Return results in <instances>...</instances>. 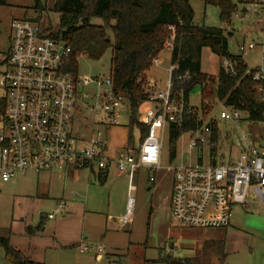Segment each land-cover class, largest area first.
Masks as SVG:
<instances>
[{
    "label": "built area",
    "instance_id": "1",
    "mask_svg": "<svg viewBox=\"0 0 264 264\" xmlns=\"http://www.w3.org/2000/svg\"><path fill=\"white\" fill-rule=\"evenodd\" d=\"M234 16L242 21L248 19L249 27L261 33L264 59V0L245 2ZM54 31L33 16L12 20L10 49L1 78L5 110L0 117V177L8 181L31 171L58 170L67 174L73 168L99 172L114 164L118 174L132 181L140 167L156 171L162 164L169 124L181 123L185 112L197 109L186 108L168 81L164 88L149 95V104L139 112V121L147 127L146 136L133 147L111 152L104 129L84 131L76 120L81 113L86 118L93 114L98 125L120 126L130 111L126 96L115 88L110 73L79 77L70 67L71 47L55 38ZM173 37L166 40L167 49H172ZM256 47L254 40L239 43L243 55ZM154 61L165 60L157 56ZM223 63L230 65L227 59ZM253 78L260 82L264 95L263 65L255 68ZM154 82L151 80L152 85ZM242 114L226 106L220 111L221 118L238 122L245 119ZM215 121L221 137L220 122ZM213 133L212 121L190 130L188 146L197 150L196 160L179 157L171 164V215L189 227L228 226L231 205L245 203L250 189L264 202V134L256 138L247 129L238 140V157L218 161L220 137L215 138ZM65 206L60 202L48 216L54 217ZM134 206L135 198L129 194L122 223L131 220ZM77 247L80 252L104 251L99 243L81 241Z\"/></svg>",
    "mask_w": 264,
    "mask_h": 264
},
{
    "label": "rangeland",
    "instance_id": "2",
    "mask_svg": "<svg viewBox=\"0 0 264 264\" xmlns=\"http://www.w3.org/2000/svg\"><path fill=\"white\" fill-rule=\"evenodd\" d=\"M44 1L47 9L41 14L40 20L47 27L57 30L59 17L52 10L56 0ZM190 3L195 10L194 23L222 27L226 32L233 33L228 35L229 48L233 53L241 52L239 43L256 41L257 47L248 50L243 56L249 66L248 70L261 65L264 67L261 46L263 38L260 32L249 27L248 19L242 21L233 16L230 22L224 23L220 19V8L217 5L206 3L204 0H190ZM33 4L34 0H9L8 5H0V93L3 92L1 78L6 69L12 20L15 17L36 15ZM241 5L242 3H239V6ZM94 22L101 24L102 19L95 18ZM111 36L113 37L112 34ZM110 54L111 51H108L99 60L81 55L78 58L79 77L84 79L92 75H108L111 69ZM158 56L165 62L156 63L153 60L152 67L147 71V89L150 94L161 90L170 81L171 49L164 47ZM219 63L220 57L209 47H205L202 70L216 75ZM150 78H154L155 84H151ZM148 104V101L144 100L139 106V112ZM190 104L201 110L203 103L199 86L191 93ZM223 108L224 104L216 100L213 110H205L210 113L203 120L207 123L214 118L220 122L218 161H228L239 155L241 144L238 140L247 129L254 133L264 131V125L258 122L252 123L246 119L238 122L221 118L220 111ZM128 123L129 115L123 117L122 125L111 128L95 123L93 114H87L86 118L81 113L76 120V124L84 131H92L93 128L96 131L99 128L107 132L111 129V134L114 135L110 140L113 148L117 150L125 145L122 144V139L126 138L127 147H133L141 141L140 130H136L135 126V141L133 144L128 141L131 131L127 128ZM189 137V132L181 136L178 153L179 157H189L190 161H195L197 150L188 146ZM168 150L169 142L166 137L162 164L155 172L154 181L161 189L150 188L148 173L151 171L148 168H138L131 181L128 176L117 174L114 164L104 184L99 183L93 172L87 169H80L78 178L58 170L48 177L44 173L38 176L36 171L17 175L8 181L0 177V235L10 234L12 243L24 251L31 248V257L38 264H93V261L94 264H144L145 258L155 259L159 257L160 252L185 258L201 254L210 246L215 249H210L213 264H264V202L252 189L249 190L245 203L231 205V222L226 227H189L174 219L170 230L169 223L164 222L163 211H159L158 216L151 217V211L157 208L158 204H167L166 195L172 192L170 181L173 180V175ZM131 184L134 186L131 194L135 198L133 216L128 223H120L116 216L126 212L125 203ZM158 190H162L160 194L157 193ZM72 191L75 192L74 195H70ZM60 201L65 203V208L54 217H48ZM41 217L44 218L43 227L31 233L28 228L37 226ZM103 234L104 236L100 237ZM85 235L89 238L82 239ZM101 239L106 243L103 252H80L75 245L76 241L80 240L104 243ZM222 241L228 251L223 262L219 260V252L223 247L217 250ZM0 264H9L2 246Z\"/></svg>",
    "mask_w": 264,
    "mask_h": 264
},
{
    "label": "trees",
    "instance_id": "3",
    "mask_svg": "<svg viewBox=\"0 0 264 264\" xmlns=\"http://www.w3.org/2000/svg\"><path fill=\"white\" fill-rule=\"evenodd\" d=\"M204 1L217 5L221 21L228 23L241 7L239 3L244 4L250 0ZM8 3L9 0H0V5ZM32 8L36 12L33 18L39 21L47 9L46 2L34 0ZM52 10L59 17V28L53 36L71 47L70 67L74 72L78 73V58L81 55L99 60L111 51L110 74L114 86L124 92L130 107L128 126L131 131L128 141L131 144L135 141L134 126L140 130L141 139L146 136L147 127L139 121L138 115L139 106L150 95L147 71L171 36H174L170 60L172 92L184 102L186 108L192 107L197 112H185L181 123L169 124L167 138L170 164L179 158L178 144L181 136L204 123L203 120L210 113L205 110H213L216 100L226 107L242 111L245 119L250 122H264V95L260 91V82L253 78L255 68L248 72L249 66L243 54L230 51L228 35L232 32H226L222 27L194 23L195 10L190 0H56ZM95 18H101L102 23H95ZM171 25L174 29L169 28ZM205 47L220 57L216 75L202 70ZM223 59H227L230 65L226 66ZM196 86L201 90V110L190 104V96ZM4 110L5 99H1L0 112L4 113ZM212 119L213 136L219 138L217 122ZM155 172L148 173L150 186L154 184ZM95 175L100 183H105L108 170L99 171ZM43 225L44 218L41 217L37 226H30L28 230L34 233ZM0 246L5 250L9 264H38L31 257L32 249L24 251L16 247L10 234L0 235ZM221 247L223 250L219 252V260L223 262L228 251L223 241L217 250ZM213 248L210 246L201 254L185 258L160 252L155 259L145 258L144 264H213L210 253V249L215 250Z\"/></svg>",
    "mask_w": 264,
    "mask_h": 264
},
{
    "label": "crops",
    "instance_id": "4",
    "mask_svg": "<svg viewBox=\"0 0 264 264\" xmlns=\"http://www.w3.org/2000/svg\"><path fill=\"white\" fill-rule=\"evenodd\" d=\"M249 24V23H248ZM250 25V24H249ZM164 60V59H163ZM165 61H163L162 63H164ZM151 80H154V78H150ZM170 79V78H169ZM168 79V80H169ZM3 94H4V90H3V92H1L0 93V100L2 99V96H3ZM0 117H1V112H0ZM253 123V122H252ZM255 123H257V122H255ZM0 126H1V122H0ZM127 128H129L128 126H127ZM111 129H109L107 132H106V134H107V138H108V140H109V147H110V151L111 152H115L116 150H117V148H113V144L111 143V138H112V136L114 135H112L111 134ZM252 134L257 138V137H259V135H262V134H264V131L263 132H261V133H254V132H252ZM123 141H124V143H122V144H125L124 146H127V140H126V138L125 139H122ZM178 157H179V153H178ZM238 157V156H237ZM163 158V157H162ZM235 158V157H234ZM171 165V164H170ZM112 167V166H111ZM111 167H110V169L108 170V177H109V174H110V171H111ZM172 169V168H171ZM88 170V169H87ZM91 173L93 172V174L95 175L96 173H97V171H91V170H89ZM54 172V171H53ZM79 172H80V169H78V168H73V169H70L69 170V172L66 174V175H68V176H70V177H79ZM42 173H44L47 177L50 175V174H52V172H42ZM41 173H38V176H41L40 175ZM118 174V173H117ZM119 175H125V174H119ZM172 175H173V171H172ZM125 176H127V175H125ZM95 177H96V175H95ZM108 179V178H107ZM96 180H98V178L96 177ZM107 181V180H106ZM155 181H156V177H155ZM100 183V182H99ZM172 183V181H170V186L172 185L171 184ZM102 184H104V183H102ZM150 188L151 189H158V188H160L161 189V186L160 187H158V185H157V183L155 182V184L153 185V186H150ZM132 189H134V186L131 184V185H129V191H128V196H129V194H131V190ZM162 190H158L157 191V193L158 194H160V192H161ZM74 191H72L71 192V194L70 195H74ZM132 195V194H131ZM171 195H172V192L170 191V193L168 194V195H166L167 196V204H165L164 202V205L163 206H161L160 204H158V207L157 208H155V209H153L151 212H152V218H153V216H158V212L159 211H163L162 213H164V215H165V219H164V222H166V223H169V229L171 230V228H172V226L174 225V223H173V220H174V218L172 217V215H171ZM127 200H128V197H127ZM127 200H126V203H125V208H126V206H127ZM162 201H164V199L162 200ZM60 202H63V201H60ZM58 204H59V202H58ZM125 213H121V214H119L118 216H116V218H117V221H119L120 223L122 222L121 221V217L124 215ZM49 217V216H48ZM106 226H107V224H106ZM171 227V228H170ZM169 230V231H170ZM149 232H150V229H149ZM102 236H104V234L103 235H101L100 237H102ZM89 237H88V235H85L82 239H88ZM101 240H103V239H101ZM171 240V239H170ZM104 241V243H99V244H102L103 246H104V251H105V240H103ZM102 241V242H103ZM81 242V240L80 241H76V243H75V245H76V247H77V245L79 244ZM169 242H173V241H169ZM103 252V251H102ZM97 260V259H96ZM93 264H94V261H93Z\"/></svg>",
    "mask_w": 264,
    "mask_h": 264
},
{
    "label": "flooded vegetation",
    "instance_id": "5",
    "mask_svg": "<svg viewBox=\"0 0 264 264\" xmlns=\"http://www.w3.org/2000/svg\"><path fill=\"white\" fill-rule=\"evenodd\" d=\"M10 39H11V35H10ZM10 41V40H9ZM9 49H10V47H9ZM9 49H8V52H9ZM173 181V180H172Z\"/></svg>",
    "mask_w": 264,
    "mask_h": 264
},
{
    "label": "bare ground",
    "instance_id": "6",
    "mask_svg": "<svg viewBox=\"0 0 264 264\" xmlns=\"http://www.w3.org/2000/svg\"><path fill=\"white\" fill-rule=\"evenodd\" d=\"M132 208V207H131Z\"/></svg>",
    "mask_w": 264,
    "mask_h": 264
}]
</instances>
